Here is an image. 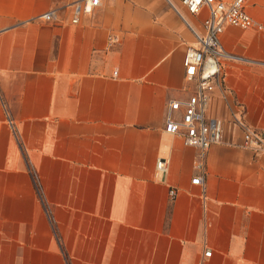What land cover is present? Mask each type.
Listing matches in <instances>:
<instances>
[{"label":"crops","instance_id":"crops-1","mask_svg":"<svg viewBox=\"0 0 264 264\" xmlns=\"http://www.w3.org/2000/svg\"><path fill=\"white\" fill-rule=\"evenodd\" d=\"M78 1L0 0V264H264V154L242 145V126L264 137V0L246 8L262 30L224 26L249 62L223 63L201 168L164 127L202 19L100 0L72 24Z\"/></svg>","mask_w":264,"mask_h":264},{"label":"built area","instance_id":"built-area-1","mask_svg":"<svg viewBox=\"0 0 264 264\" xmlns=\"http://www.w3.org/2000/svg\"><path fill=\"white\" fill-rule=\"evenodd\" d=\"M183 20L182 12L202 19L200 31H193L197 48H187L182 59L184 77L192 84L189 94L183 100L169 102L165 116L164 131L179 136L185 147L197 152L195 165L203 167L205 156L213 146L222 143L223 128L219 120L207 116L211 95L221 87L222 67L225 62L247 63L248 59L227 52L221 45L220 37L224 26L229 25L242 31H260L262 27L248 14L249 0H178L179 8L172 0H165ZM100 5V0H80L73 5L72 24H79L81 17L91 15ZM45 22L54 20L49 11L41 16ZM110 44L116 37L109 38ZM115 74V73H114ZM11 124V122H9ZM12 125V124H11ZM243 127L242 145L256 153L264 154V137L255 130ZM15 131V130H14ZM167 161L156 162V172L164 175ZM202 176L191 180L193 185H201ZM169 197L174 200L176 190L170 189ZM211 251L206 250L204 257L209 258Z\"/></svg>","mask_w":264,"mask_h":264}]
</instances>
